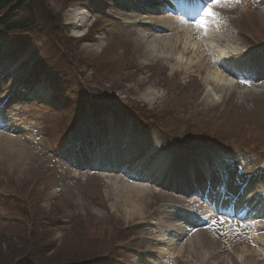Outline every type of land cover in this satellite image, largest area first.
Masks as SVG:
<instances>
[{"label": "rangeland", "instance_id": "374dc122", "mask_svg": "<svg viewBox=\"0 0 264 264\" xmlns=\"http://www.w3.org/2000/svg\"><path fill=\"white\" fill-rule=\"evenodd\" d=\"M43 6L54 17L63 11L64 19L81 11L83 25L79 31L70 32L65 25L60 30L59 17L48 22ZM212 11L231 28L220 48L234 41L264 49V0H230ZM102 12L96 0H33L31 30L1 38L7 51L0 54L2 60L17 61L19 69L23 59L35 64L36 72L37 63L47 69L25 83L4 78L0 98L9 92V83L16 82L17 92L32 84L45 85L52 100L63 101L56 110L22 104L19 100L25 93L21 92L2 111L7 119L32 131L18 139L0 136V264L26 258L31 264H127L134 253L150 252L149 248L169 252L160 258L163 263L147 258L154 264H264V254L255 258L248 254L261 251L257 245L264 242V225L255 233L257 242L218 221L206 234L212 243L202 249L192 237L174 247L178 240L160 238L159 229H168L161 208L171 204L195 211L194 206L176 201L169 190L144 188L137 196L136 187L119 179H99L94 169L76 170L72 178L60 159L49 154L50 147L66 149L61 139L67 129L84 121L92 110H115L117 117L109 116L114 122L135 129L134 143L141 149L135 154L137 160L152 149L147 165L164 155L173 166L186 158L204 159L212 173L230 170V179L238 168L242 175L259 171L252 200L264 191V92L255 93L247 89L249 84H241L227 96L220 94L216 102L212 88L205 85L206 69L198 67L199 71L194 64L185 69L196 60V51L189 50L183 60L145 58L136 49L131 28L123 29L122 21L112 22ZM5 13L20 19L25 11L6 10L1 15ZM88 31L83 44L69 37ZM55 88L62 93H55ZM150 91L157 93L156 100L148 97ZM118 95L120 101L115 102ZM107 132H97L102 143ZM214 140L225 146L215 151ZM4 141L14 144L4 147ZM204 247L211 248L206 257Z\"/></svg>", "mask_w": 264, "mask_h": 264}, {"label": "bare ground", "instance_id": "6f19581e", "mask_svg": "<svg viewBox=\"0 0 264 264\" xmlns=\"http://www.w3.org/2000/svg\"><path fill=\"white\" fill-rule=\"evenodd\" d=\"M119 1L122 2L121 5L124 7V13L126 14L124 18L125 20H127L126 23L128 24L129 22L130 24L128 25L131 26L136 33L137 41H138V44L136 45V49L141 50L143 52V57L154 58V59L160 58L162 60L165 59L168 62V60L169 61L170 60L174 61L176 59L183 60L189 50L190 51L193 50L192 52L196 51L198 53L196 60L194 62L189 61L188 66L194 64V66H196L197 70L199 71L200 68L198 67H203L204 69H206L205 85L210 89L212 88L211 91H212V97H214L213 100H215L217 96L220 94H226V88L232 85V81H234V79L228 78L222 70L214 66L215 62H217L218 64L220 63L221 66H226V53L224 52V50H226L225 48L226 45L224 46L222 45L221 48L218 46L220 42L224 41V38L228 36V33L225 34L223 31L230 32L231 30V28L227 24H225L224 21L220 20L219 18H216L215 16H211V18L208 19L202 18L200 20L201 24L208 22L210 26V32L206 36H202L201 34H199L198 31L184 28L177 19H175L174 17H169L168 14L161 15V17L152 16L155 9L156 10L164 9L165 6H163L164 5L163 0H119ZM79 18L81 19L80 15H77L75 19L78 20ZM156 18H161V19L156 21L155 20ZM189 24L193 25L195 23H189ZM162 29H166L170 31L169 33L170 36L167 38L162 36L159 37V34L156 32L158 30L163 31ZM226 41H229V39H226ZM213 44H216V47L218 48L217 50L215 49L214 46H212ZM204 53H213L214 54L213 62L208 60L207 54L204 55ZM162 55H166V56L163 57ZM11 67H16V66L11 65ZM178 67L183 68L181 64H178ZM191 68L192 66L186 67L187 70H191ZM196 68H194V70H196ZM147 95L148 97L153 98L152 101L157 99V93H154L153 91L148 92ZM13 144L14 143L12 141H4L3 146L10 148ZM161 161H163V159L159 157L158 162L161 163ZM134 166H136V164ZM162 166L165 165L162 164ZM101 176L110 177V175H106L105 173H103ZM169 181H172L171 183L174 184L176 188H180V186L182 187V184L177 183V181L175 180H169ZM133 187L135 188V186ZM135 189L137 190L136 191L138 194L137 196L143 194L144 188L136 187ZM248 194L249 196H252V193L248 192ZM219 199L220 198H218L217 200L219 201ZM259 202L260 203L257 206V208H255L257 214L256 216L264 218V201L262 202L259 201ZM248 206H251L250 203L244 204L241 210L243 211ZM135 210L138 209L136 208ZM192 239L196 240L195 244L197 245V247H201V249L203 248L202 246L208 245L209 243L207 241V239H209V236L206 235L205 232L196 233L194 236H192L190 240L192 241ZM210 243L212 242L210 241ZM258 247L262 250V253L264 254V242L262 243V245L258 244ZM204 250H205L204 257H206L207 255H209L211 248L204 247ZM160 253H164V251H160ZM250 253L253 258L259 257V255L262 256V253H260V251L251 250L250 252H248V254ZM253 253L255 255H253ZM258 261L259 260H257V262Z\"/></svg>", "mask_w": 264, "mask_h": 264}, {"label": "trees", "instance_id": "16d2710c", "mask_svg": "<svg viewBox=\"0 0 264 264\" xmlns=\"http://www.w3.org/2000/svg\"><path fill=\"white\" fill-rule=\"evenodd\" d=\"M14 2H19L17 7L18 9L24 10L25 14L22 18L18 20L12 18L4 19L3 23L0 24V31H3L5 33L19 32L21 30L30 29V27L33 26V23L31 21L32 0H0V12L2 10L4 11L5 9L9 8ZM44 17L48 22L50 23L54 22L53 18H51V15L48 14V12L46 11H44ZM31 263L32 260L26 258V260L21 259L20 261H17L13 264H31Z\"/></svg>", "mask_w": 264, "mask_h": 264}, {"label": "snow or ice", "instance_id": "6c2138e0", "mask_svg": "<svg viewBox=\"0 0 264 264\" xmlns=\"http://www.w3.org/2000/svg\"><path fill=\"white\" fill-rule=\"evenodd\" d=\"M230 0H210L207 7L204 9V15L206 16H214L215 13L212 11V9L216 6H220L222 4L229 3ZM235 2H238V0H235ZM196 25L198 27L202 26L200 21H195ZM215 223V222H214Z\"/></svg>", "mask_w": 264, "mask_h": 264}]
</instances>
